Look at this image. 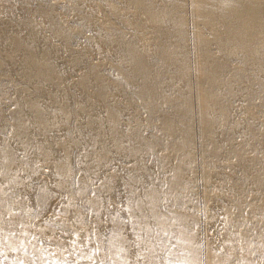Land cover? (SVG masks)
<instances>
[{"label":"bare ground","instance_id":"obj_1","mask_svg":"<svg viewBox=\"0 0 264 264\" xmlns=\"http://www.w3.org/2000/svg\"><path fill=\"white\" fill-rule=\"evenodd\" d=\"M0 264H264V0H0Z\"/></svg>","mask_w":264,"mask_h":264}]
</instances>
